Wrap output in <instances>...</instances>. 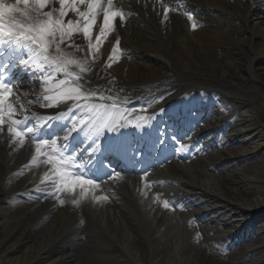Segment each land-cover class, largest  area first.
Masks as SVG:
<instances>
[{
    "label": "bare ground",
    "instance_id": "1",
    "mask_svg": "<svg viewBox=\"0 0 264 264\" xmlns=\"http://www.w3.org/2000/svg\"><path fill=\"white\" fill-rule=\"evenodd\" d=\"M118 4L124 8L123 16L115 19L97 51L87 45L84 35L76 36L70 46L60 44L63 54L90 69L80 73L72 66L81 76L82 89L126 105L151 102L162 92L174 91L166 101L168 110L205 95L203 101L195 98L194 108L212 106V111L192 142L200 136L226 135L235 152L211 162V157L191 160L192 153L185 155L181 151L185 146L180 148L179 159L159 171L168 183L156 182L158 192L174 199V213L135 179L109 181L112 203L97 198L99 190L87 186L85 192L77 185L64 196L68 202L63 206L57 200H41L40 190L49 189L50 194L55 190L44 179L46 172L52 176L50 167L36 157L28 141L13 139L7 122L0 131V264H73L84 232L103 253L104 264H189L190 219L229 249L237 236H252L259 216L263 218L259 234L264 235V155L258 165H245L264 151V0H113V11ZM105 8L107 0L98 10L92 43L104 27L101 10ZM80 9L87 10L84 5ZM67 16L80 20L82 26L78 14L69 10ZM114 47L116 55L109 60ZM217 48L227 49L232 59L220 63ZM235 67L259 81L261 90L230 79ZM44 73L53 76L52 82L28 79L33 87L19 91V105L40 109L50 103L40 93L54 88L63 77L46 66ZM44 73L37 71L33 77ZM206 146L204 142L199 147ZM230 162L244 166L227 176L222 169V177L210 172ZM166 184L171 186L165 188ZM251 188L256 197H250ZM81 211L85 224L78 217ZM243 258L241 264H264V241L255 242Z\"/></svg>",
    "mask_w": 264,
    "mask_h": 264
},
{
    "label": "snow or ice",
    "instance_id": "2",
    "mask_svg": "<svg viewBox=\"0 0 264 264\" xmlns=\"http://www.w3.org/2000/svg\"><path fill=\"white\" fill-rule=\"evenodd\" d=\"M33 4L31 12L19 5ZM104 0H59L60 8L59 15L61 19L56 21L52 20L53 11H42V9L48 5L49 0H16L15 3H7L6 0H0V131L3 130V126L10 121L7 127V132L11 134L13 139L22 141L26 133H35L36 127L29 126L24 131H21L18 125L25 123L29 118L24 117L23 120H16L12 117L16 115L14 105L10 102V98L13 96L11 86L10 72L12 68L16 67L17 63L24 69L35 68L36 70L44 73L45 66L50 69H54V74H63L65 79H60L54 88H46L45 91L53 94L44 97L46 103L42 107H55L61 103L68 101L73 102V107L69 109L86 108L88 111L85 113L84 118L73 119L71 128L67 130L66 135L63 137L67 141L68 137L75 131L79 130L81 126L91 125L92 129L96 132V137H99L101 131V123L103 127L110 128L111 131H116L117 127L123 128V123L116 118L115 115L110 120H104L98 110H103L105 113L113 111L119 113V108L115 103L111 105H91L89 107L87 103L81 104V100L87 101L89 96L82 91V85L79 84L81 76L76 72L71 71V67L75 66L79 69L80 73L89 71L90 69L85 66L79 60L70 59L61 52L60 44L64 41L65 37L71 39L73 30L82 34L88 39L89 45L93 52L98 50L100 40L106 35V31L111 29L113 23L117 17H122L123 13L113 11V0H107V8L103 11L102 21L103 28L100 30V36L96 38L97 42L92 43V30L93 25L97 21V14L99 8L103 5ZM77 4L84 5L86 11H81ZM72 11L78 14L82 18V27H80L81 21L74 22L69 19L67 21V27L63 21V17L67 15L68 11ZM167 18V17H166ZM189 19H192L191 13H189ZM193 29L196 28V24L193 23ZM57 34H59L57 39ZM55 42L56 54L52 55L49 49L52 43ZM4 45L11 47L12 52L9 56L5 57V53L2 50ZM116 45H120V40H116ZM22 50H26L29 54V58L25 59L22 56ZM117 52V48L112 49V55L108 58L112 60ZM37 57L40 58V62H37ZM30 60L32 63L30 64ZM41 79L46 83L52 82L53 76L44 73ZM91 95H95L92 93ZM165 97H159V100H163ZM19 99V97H17ZM21 109L24 108L23 104H20ZM163 112V109H161ZM7 115V120L6 116ZM35 115V114H33ZM64 113L54 116H47L43 118L47 121L61 120L64 118ZM43 127V125H41ZM96 141V146L91 150V153L96 152L100 148ZM56 140L51 141V145L54 147ZM43 145H49V140L45 139L38 141L35 146V152L41 154V148ZM62 156V154H61ZM35 159V157H33ZM68 160L72 157H68ZM48 160L53 163V175L50 176L47 172L44 174V179L51 181L55 189L59 192L65 190H73L77 185L82 190L87 192L88 185H94L96 182L91 179H86L83 174H74L67 169V160H61L57 158L53 160L51 156ZM63 164L64 166H59ZM119 175V173H117ZM61 204L64 202L61 200ZM164 207L168 208L169 203L164 202Z\"/></svg>",
    "mask_w": 264,
    "mask_h": 264
},
{
    "label": "rangeland",
    "instance_id": "3",
    "mask_svg": "<svg viewBox=\"0 0 264 264\" xmlns=\"http://www.w3.org/2000/svg\"><path fill=\"white\" fill-rule=\"evenodd\" d=\"M217 52H216V57L218 59V61H220V63L224 64L226 61L228 60H231L232 58L230 57V52L225 49V48H217L215 49ZM262 68H264V65H262ZM231 72V77L230 79L232 80H238L239 82H241V85H245L250 88H255V89H260L261 88V85L258 81L257 82H254L252 78L248 77V76H244L243 73L237 71L236 67L235 69H232L230 70ZM219 74H222L223 72H221V70L218 71ZM242 78V79H239V78ZM261 90V89H260ZM161 101H165L164 100H159L157 102H161ZM235 152V148H233L232 150H228L227 153H234ZM264 155V151L261 152V154H259V156H256L255 158H253L252 160L248 161L245 163V165H249L250 163L252 164H259L262 160V156ZM221 157H223L221 160H224V158L228 157V156H224V155H221ZM220 162V161H218ZM251 165V164H250ZM230 165H228L229 167ZM244 165H239V167L237 166L236 169H239L241 167H243ZM226 166H218L217 167V170H214L212 172L213 175H215L216 177L218 176H222L220 175V171L219 170H222V169H230V171L225 174L226 176L229 175L230 173L233 172V168H228ZM239 190H242L241 188ZM251 192V195L250 197H254L256 194L254 191L253 188L249 189ZM255 194V195H254ZM257 196V195H256ZM255 196V197H256ZM264 240V239H263ZM83 246L82 248H80V251L78 252V256L76 257V261L74 262V264H104V261L102 259V254L103 253H100L97 249V246L94 245L93 242H91L90 238L89 239H86V240H81L80 241ZM189 248L188 249V252H186L187 254V258L190 259L189 260V264H233L231 263L230 260L226 259V258H215V257H212L209 253H206L204 251H201L200 249L198 250V248L192 246L189 244ZM196 251L195 253L193 251ZM232 256H237V255H232ZM231 260H232V257H231Z\"/></svg>",
    "mask_w": 264,
    "mask_h": 264
}]
</instances>
